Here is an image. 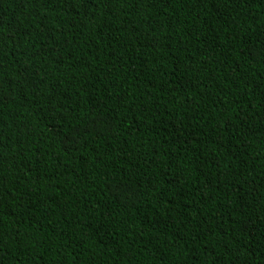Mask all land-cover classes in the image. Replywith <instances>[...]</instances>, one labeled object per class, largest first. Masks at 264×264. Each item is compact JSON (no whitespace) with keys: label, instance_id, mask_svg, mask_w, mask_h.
<instances>
[{"label":"trees","instance_id":"trees-1","mask_svg":"<svg viewBox=\"0 0 264 264\" xmlns=\"http://www.w3.org/2000/svg\"><path fill=\"white\" fill-rule=\"evenodd\" d=\"M0 264H264V0H0Z\"/></svg>","mask_w":264,"mask_h":264}]
</instances>
